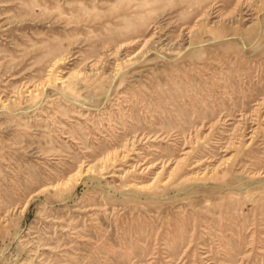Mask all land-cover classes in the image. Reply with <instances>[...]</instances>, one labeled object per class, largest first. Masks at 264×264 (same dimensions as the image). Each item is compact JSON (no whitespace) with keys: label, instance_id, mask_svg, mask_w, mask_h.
I'll use <instances>...</instances> for the list:
<instances>
[{"label":"rangeland","instance_id":"obj_1","mask_svg":"<svg viewBox=\"0 0 264 264\" xmlns=\"http://www.w3.org/2000/svg\"><path fill=\"white\" fill-rule=\"evenodd\" d=\"M0 264H264V0H0Z\"/></svg>","mask_w":264,"mask_h":264}]
</instances>
